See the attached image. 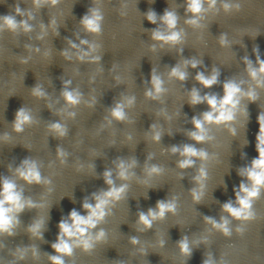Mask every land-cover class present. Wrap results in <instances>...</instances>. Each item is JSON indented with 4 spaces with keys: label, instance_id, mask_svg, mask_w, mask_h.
Wrapping results in <instances>:
<instances>
[{
    "label": "clouds",
    "instance_id": "clouds-1",
    "mask_svg": "<svg viewBox=\"0 0 264 264\" xmlns=\"http://www.w3.org/2000/svg\"><path fill=\"white\" fill-rule=\"evenodd\" d=\"M50 2L52 4H55L57 2V0H50ZM212 2L214 3L215 0H212ZM37 3H39V0H37ZM227 7V6H226ZM189 11L192 12H196L198 13L200 11V4L198 2V0H196V2H191L189 4ZM148 20L150 22L155 23V13H150L148 15ZM101 19V17L99 15H95L93 18H88L87 16L83 19V24L87 27V29L97 32L99 31V24L98 21ZM162 19L169 25V27H174L175 23H176V17L173 13L171 12H167L165 11L164 16L162 17ZM6 23L15 28V23L13 21L12 18L10 17H6L5 18ZM190 23H195V21H190ZM26 30H27V26ZM153 38L154 39H163V40H167V41H178L179 40V33H173L170 36L164 37L161 36L159 33L154 32L153 33ZM192 67H196V63L193 62L192 63ZM261 72H264V61L261 62V68H260ZM171 75L178 77L180 80H184L186 78V74L184 72L179 71L177 68H173L171 71ZM253 76L256 75L255 72L252 73ZM197 81H199L202 85H204L205 87H210L212 85H214L217 82V75H212L210 78H206L202 73H198L196 76ZM152 83L155 86V90L157 93L162 91L161 88V81L158 77L153 76L152 77ZM225 88V92L226 95L224 96V98L219 102V111H220V115L217 118L219 121H229L232 119V110L235 109L236 105L239 103V100L237 98V93H239V88L233 84V83H227L224 85ZM34 93L37 95H42V93H40L39 89H35ZM66 99L71 102V103H76L77 102V97H75L73 95V93L71 92H65L64 93ZM147 95L151 96L152 93L148 92ZM249 97L251 99H254V96H252L251 93L248 94ZM205 99H207V103L210 106V108L217 110V104L218 101L216 99L215 96L212 97H206ZM201 102V98L198 95V93L193 90L192 92V98H191V103L192 104H197ZM225 105H230V108H228L227 110H225L224 106ZM17 122L15 124V128L16 130H22L21 129V122H27L30 117L28 115H26L24 113V110L21 109L20 111L17 112ZM113 115L114 117L118 118V119H123L124 118V113L121 110V107L118 105L114 110H113ZM204 119L207 121H213V115L211 112H206L204 114ZM259 122L261 124V135L259 137L261 145H264V116H261L259 118ZM193 124L197 129L202 128V124L201 121L198 119H193ZM53 128L60 130V125L58 124H54L52 126ZM61 135H63V131L61 130ZM192 137L193 139L200 141L203 139V136L197 135L196 133H192ZM157 140L159 139V136L157 135L155 137ZM177 151L176 148H173V152ZM259 152H260V156H261V160L256 161L257 164L260 163H264V147H259ZM183 154H187L188 156H196V155H201L203 156L204 153H197L196 150L192 147L189 146H185L184 148V153ZM191 163L190 160H185L183 162H181V167H186ZM121 167V173L120 175L122 177L125 176V171H124V166L123 164L120 165ZM152 171H157V169L153 168ZM203 174V173H202ZM22 176H24V173H21ZM108 176H110V173H105V177L107 178ZM25 179H27L29 182L35 180L37 182H39V173L34 171L33 169H30L27 176H25ZM257 183L260 182V177L256 176L255 177ZM106 183H108L109 185L112 184V181L110 179H106ZM14 185L10 182H8L7 180L4 181L3 183V194L5 196V199L9 202H12L15 205V210L16 211H22L24 205L22 203H20V197L19 194L15 193L13 191L14 189ZM124 192V188L121 187L119 189L117 188H111L109 191H107L104 196L105 197H112L115 199H119L121 194ZM250 195H256V192L253 191L252 193H250ZM194 198L199 200V196L196 195L194 193ZM99 199V203H97L95 205V207L93 208L92 205L89 204H85L84 208L85 209H91V215L85 219L84 217L80 216L75 210H73L70 213V218L74 221V225L75 227L80 230L83 231V229L80 228V225L82 224H88L90 226H95L96 221L92 219V217H96L97 219H100L104 216V212L101 210L103 208V206L105 204L108 203V200L106 198H98ZM241 203L243 204V209H235L232 208L230 204H226L224 207L227 211H229L233 216L237 217V218H244L247 219L249 217V213H247L245 210L248 209L250 207V204L247 200H242ZM3 201H0V230H4L7 231L12 222H13V218L9 215H7L8 212H11L13 209H9V208H3ZM157 207L159 208V212H153L151 209H149L148 215H145L144 213L140 214L139 220L141 223H143L146 227H151V222L152 220L150 219V217L152 219L156 218L157 216L163 217V215L165 214L166 210H173L174 209V205L172 204H167L164 202H158ZM62 234H67L69 236L73 235V231L70 228V226L65 223V222H61L59 225ZM216 227L219 228H224V225H216ZM224 231L227 233V229L224 228ZM101 235H103V233H101ZM136 241L133 240V243H135ZM54 248H56L59 252L62 253H68L71 251V249L69 248V246L64 243V241L61 239L59 244H54L53 245ZM181 249L183 252L187 253L189 251L188 246L186 241H181ZM53 259L55 260L56 264H62V261L58 258V257H53Z\"/></svg>",
    "mask_w": 264,
    "mask_h": 264
}]
</instances>
